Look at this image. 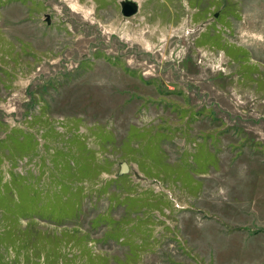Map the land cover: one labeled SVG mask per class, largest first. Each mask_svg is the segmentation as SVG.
<instances>
[{"label":"rangeland","instance_id":"1","mask_svg":"<svg viewBox=\"0 0 264 264\" xmlns=\"http://www.w3.org/2000/svg\"><path fill=\"white\" fill-rule=\"evenodd\" d=\"M121 1L0 0V264H264V0Z\"/></svg>","mask_w":264,"mask_h":264},{"label":"water","instance_id":"2","mask_svg":"<svg viewBox=\"0 0 264 264\" xmlns=\"http://www.w3.org/2000/svg\"><path fill=\"white\" fill-rule=\"evenodd\" d=\"M136 12H137V5L134 1H132V0H122L121 1V14L124 17L132 16ZM46 21L49 22L48 14L46 15ZM126 171H128L127 163L125 161H122L120 163L119 172L124 173Z\"/></svg>","mask_w":264,"mask_h":264},{"label":"trees","instance_id":"3","mask_svg":"<svg viewBox=\"0 0 264 264\" xmlns=\"http://www.w3.org/2000/svg\"><path fill=\"white\" fill-rule=\"evenodd\" d=\"M16 143V142H15ZM14 143V144H15ZM16 144H18V143H16ZM17 205L19 206V203L17 202ZM54 212H56V211H54ZM73 212H74V210H73ZM54 214V213H53ZM61 216V214H57V212L54 214V218L56 217V218H59Z\"/></svg>","mask_w":264,"mask_h":264}]
</instances>
